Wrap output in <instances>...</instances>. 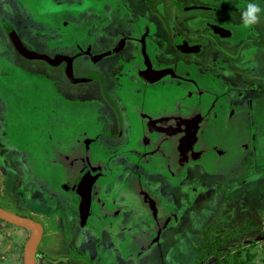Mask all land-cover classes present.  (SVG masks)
I'll return each mask as SVG.
<instances>
[{"label":"flooded vegetation","instance_id":"flooded-vegetation-1","mask_svg":"<svg viewBox=\"0 0 264 264\" xmlns=\"http://www.w3.org/2000/svg\"><path fill=\"white\" fill-rule=\"evenodd\" d=\"M15 1L13 8V0H0V52H11L0 56V76L9 66L14 71L32 67L18 56L25 57L16 45L20 41L53 61L25 57L44 62L38 73L46 78L45 94L34 104L43 108L53 103L55 108L56 99L48 95L55 90L67 107L71 102L90 105L73 121L65 122L47 108L36 118L40 122L32 119L45 129V141L52 148L47 149L48 158L58 166L52 171L56 186L50 176L44 177L47 193L53 190L62 197L52 206L61 208L53 212L60 213V224H68L70 240L78 234L77 240H82V224L88 232L85 240H102L108 228L123 263H139L160 243L156 240H167L168 233L184 223L182 214L205 190L203 176H220L216 168L208 169V154L216 160L224 155L216 139L217 119L227 121L236 114L251 126L246 117L253 104L263 100L264 87L252 89L232 78L263 79L257 70L264 68V12L259 28H244L239 19L247 0H90L95 12L86 28L78 23L80 6L59 8L49 0L51 7H43L38 17L23 0ZM257 2L264 9V0ZM65 11L72 18L61 19ZM257 50L261 60L255 58ZM190 68L218 88L202 84ZM159 69L165 73L159 75ZM252 91L263 96L251 99ZM81 121L84 124L74 127ZM4 136L0 125V141L10 145ZM10 153L11 147L1 158L8 159ZM17 165L13 162L10 169L17 171ZM18 167L21 176L32 175L27 165ZM75 178L83 185L92 182L94 198L103 205L98 217L80 214L73 201ZM179 187L185 193L181 206ZM129 213L134 222L126 224ZM41 226L40 240L48 233ZM143 234L148 244L137 242L136 251H129L130 240ZM150 240H155L151 247Z\"/></svg>","mask_w":264,"mask_h":264},{"label":"rangeland","instance_id":"rangeland-1","mask_svg":"<svg viewBox=\"0 0 264 264\" xmlns=\"http://www.w3.org/2000/svg\"><path fill=\"white\" fill-rule=\"evenodd\" d=\"M13 1L12 6L15 8L17 2ZM23 2L26 5L28 4L30 10L38 17L43 7H51L49 0H23ZM38 3H40V6L35 7ZM82 4L83 6H80L79 10H82L83 15H81V20L78 23L87 28L89 27L90 15L95 11L91 8L90 0H82ZM12 14H6V19L12 17ZM260 16V20L255 24L258 28L261 25L262 13ZM63 18L69 19L72 18V15L65 11L61 13V19ZM70 25L68 22L63 27L68 31ZM257 52L258 50L255 58L261 60L262 55L260 56ZM5 54H11V52H0L1 57H6ZM18 56L21 61L32 66L31 68H25L24 65L19 66L29 73L23 70L14 71L12 66H9L5 69L4 76H0L1 130L5 133L4 138L10 142V145L15 146L0 141L1 154H4L11 147L8 159L6 157L2 159L0 155V164H2L0 166V206L19 215L31 217L43 226L48 227V225L59 224L61 217L60 213L59 215L58 213L54 214L53 211L51 213L47 207L53 206L55 203H61L60 198L62 199V197L60 193L56 192V194L53 190L52 193H47L48 187L44 177L49 178L50 176L56 186L57 174L53 176L52 171L58 169V166L54 163L51 164L52 161L48 158L50 155L47 154V149L52 150V148L49 142L45 141V129L33 124L32 119L40 122L36 118L40 117L47 108L54 109L65 122L73 121V117H77L81 114V111L87 110L90 105L71 102L67 107L55 90L48 93L51 99L55 98L57 101L58 105L55 108L53 103H48L43 108L39 104H34L33 101L42 100L45 94L44 82L46 78L43 74L38 73V70L44 69L42 67L44 62ZM1 61L4 63L3 59ZM259 71L263 74L262 80L257 78L258 80L249 81L241 77L232 78V80L235 84H241L242 82V84H248L250 88L257 90L259 87H264V68L260 67L257 73ZM248 96L251 99H257L263 95L261 96L258 92L252 91L248 93ZM262 99L257 105L253 104L254 109L246 117L248 122L251 120L250 124H253V129L249 126V123L247 125L250 149L241 152L240 147H238L241 142H237L236 147H234V154H230L228 159L222 161L223 167L220 163L216 167L217 171L220 172V176H203L202 182L205 184V190L194 202L191 201L192 199L188 200L189 203L193 202V206L186 209L184 215L182 214L185 224L175 227L172 233H168L167 240L157 243L142 255L139 263L135 264H217L216 261H220L225 253L216 257L212 252H209L203 256V259L199 253V250L204 249L206 239L215 241L225 237L229 235L232 229L249 218L257 221V227L239 236L222 240L220 247L229 249L227 258L230 262L222 261L219 264H233L232 260L236 254L245 257L247 252L254 254L253 262L255 264H264V96ZM242 118L244 119V117ZM84 122L81 121L74 127H79ZM234 123H231V125ZM19 150L25 151L26 160L24 162L21 159L24 157ZM45 152L47 155L44 156ZM13 162L19 165H27L29 167L28 171L32 175L21 176L19 165H17V171L11 170ZM21 182L24 183L21 184ZM183 195L185 193L179 187L177 189L178 206H181V196ZM178 227L181 228L177 229ZM28 235L29 233L25 227L0 218V240H3L0 245L5 249L4 254H7L5 240H12L15 244H18L17 251H20ZM45 235L46 233L43 235L42 240H45ZM89 235L92 236L91 233ZM64 237L60 231L55 233L54 238L49 237L51 247L55 248L61 240H64ZM79 237L80 234L73 240L75 241ZM52 240L55 241L52 242ZM90 243L92 244V242ZM6 245L8 246V243ZM42 246H45L44 249L52 255L67 252V246L62 250L59 249L53 252L48 249L47 244L44 245L41 241L39 247ZM15 256V253L9 254V262L15 261ZM126 264L133 263L126 262Z\"/></svg>","mask_w":264,"mask_h":264},{"label":"crops","instance_id":"crops-1","mask_svg":"<svg viewBox=\"0 0 264 264\" xmlns=\"http://www.w3.org/2000/svg\"><path fill=\"white\" fill-rule=\"evenodd\" d=\"M255 104L257 105L258 102L256 101ZM251 122V121H250ZM251 128L253 129V124H251ZM253 132V130H252ZM254 133V132H253ZM21 184H23V182H21ZM57 204V203H55ZM57 207H52L51 208H55V209H60L61 207L58 205H56ZM50 207H47V209H49V211H54L51 210ZM48 211V210H47ZM131 213H129L127 215V217L125 218V222L126 224H131L134 221L131 220ZM82 224L81 228L79 229L82 232V236L81 239L82 240H77L76 243H73V240H70V234H72V232H70V228L68 229V224L66 222H64V224H55V225H51L48 227L44 228L46 230H48L47 236L45 237V240H40L39 243L42 241L43 244H47L48 249L53 252V251H58L59 249L62 250L65 248V246H67V252L66 253H56L54 255L50 254L49 251H46L44 248L45 246H42L39 248L40 250V254L38 256V260L35 261V264H124L122 257L119 255L118 250H117V243L116 240H113V238L111 239V237L109 236L111 234V230L110 229H104V234H105V238H103L102 240H85L88 235L87 231H84V229H86V226H84ZM64 228L67 229L65 231L66 238L64 240H61L60 243H58L55 248L51 247V241H49V237L54 238L55 235V231L56 230H62ZM27 229V228H25ZM87 229H90L87 227ZM91 230V229H90ZM27 232L30 235V231L29 229H27ZM142 233V232H141ZM92 234V232H91ZM140 234V233H139ZM28 235V236H29ZM138 235V234H137ZM85 236V237H84ZM109 236L110 240H104ZM28 238V237H27ZM108 238V239H109ZM133 237H131L130 239H132ZM43 239V237H42ZM3 240H0V243ZM5 240V243H8V246L5 244V246L7 247V254H4L3 252H5V249L0 245V264H23V247L20 248V251L18 250V244H15L12 240ZM26 241V240H25ZM55 240H52V242H54ZM147 238L144 237V234L139 236V239H135L133 238L132 240H130L132 248L129 251H136L135 248L138 246L139 243H142L143 245H146L147 243ZM151 242L150 247L153 245V242L155 240H150ZM158 242H162L163 240H156ZM92 242V244L90 243ZM137 242H139L137 244ZM90 243V244H89ZM148 244V243H147ZM4 246V247H5ZM24 246V245H23ZM54 246V245H52ZM76 246V247H75ZM39 247V246H38ZM77 251H80V253H78ZM16 254V259L15 261H10L9 262V254ZM129 258V257H127ZM137 261V259L133 262L132 260H130V262H132L133 264H135ZM126 264V263H125Z\"/></svg>","mask_w":264,"mask_h":264},{"label":"water","instance_id":"water-1","mask_svg":"<svg viewBox=\"0 0 264 264\" xmlns=\"http://www.w3.org/2000/svg\"><path fill=\"white\" fill-rule=\"evenodd\" d=\"M16 45L19 51L27 58L42 59L49 62L52 61L49 55L45 53H39L34 50H29L26 47H24L20 41H16ZM69 68L70 66L68 65V69ZM165 70L166 69H159L157 72L160 75V74H164ZM76 179L77 178H75V182L73 183V187H72L73 192L75 194V195L73 194L75 198L73 199V201L77 203L80 214L84 218L91 217L92 219V216L98 217V215H100V213L103 211V205L99 203L96 196L94 198V194L96 193L95 192L93 193L91 191L92 182L89 181L87 182V185H83L81 181ZM0 218L7 222L20 225L30 230L31 233L26 239L23 246V264H35V254L37 250V244L40 240L42 233L41 224L36 220L32 219L31 217L19 215L1 206H0Z\"/></svg>","mask_w":264,"mask_h":264},{"label":"bare ground","instance_id":"bare-ground-1","mask_svg":"<svg viewBox=\"0 0 264 264\" xmlns=\"http://www.w3.org/2000/svg\"><path fill=\"white\" fill-rule=\"evenodd\" d=\"M54 1L59 6V8H69V7L77 8L79 6H83L82 0H54ZM190 70L194 76L198 77V79L200 80L202 84L209 85L212 89H215V90L218 88L216 83L205 81L201 74H197L196 72L193 71L192 68H190ZM231 123H234V124L231 125ZM216 125L219 127L218 130L220 131L216 139L221 140V143L224 146L222 148L224 155H222L220 159L216 160L213 153L208 154L210 157L208 159V165L211 171H214V169L218 166L215 163L219 161L221 162L225 161L226 159H228V156L230 154H234L233 153L235 150L234 147H236L237 142L239 141L241 142V145L238 146L240 147L241 152H245L250 149L248 145L249 133L247 131V124H246V120H244L242 117L235 114L230 118V120H227V121H222V120L217 119ZM214 153L217 154L215 151ZM95 155H96V152H95ZM221 167H223V165H221Z\"/></svg>","mask_w":264,"mask_h":264},{"label":"trees","instance_id":"trees-1","mask_svg":"<svg viewBox=\"0 0 264 264\" xmlns=\"http://www.w3.org/2000/svg\"><path fill=\"white\" fill-rule=\"evenodd\" d=\"M257 221L255 219H247L244 222L240 223L237 227L232 229L229 233V235H226L225 237H221L219 239H216L215 241H210L206 239V243L204 246V249L199 250L200 255L205 256L207 253L212 252L216 257L220 256L221 254L225 255L221 258L220 261H216L217 264L221 263L222 261H225L226 263H229L230 260L227 258V254H229V249H225L223 247H220L222 240H228L230 238L239 236L242 233H245L252 228L257 227ZM207 238V237H206ZM254 254H251L249 252L246 253L245 257L240 256L239 254H236L232 260L233 264H255L253 262Z\"/></svg>","mask_w":264,"mask_h":264},{"label":"clouds","instance_id":"clouds-1","mask_svg":"<svg viewBox=\"0 0 264 264\" xmlns=\"http://www.w3.org/2000/svg\"><path fill=\"white\" fill-rule=\"evenodd\" d=\"M264 12L257 0H247L246 7L240 13L241 26L247 28L255 25L260 20V14Z\"/></svg>","mask_w":264,"mask_h":264}]
</instances>
